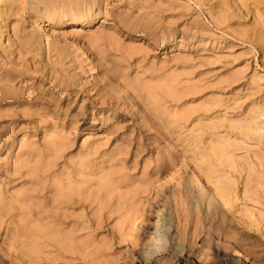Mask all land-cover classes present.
<instances>
[{
	"label": "rangeland",
	"instance_id": "374dc122",
	"mask_svg": "<svg viewBox=\"0 0 264 264\" xmlns=\"http://www.w3.org/2000/svg\"><path fill=\"white\" fill-rule=\"evenodd\" d=\"M65 1L0 0V264H264V4ZM86 147L106 182L146 190L133 222L70 206L85 223L71 245L43 205ZM35 167L48 172L26 177ZM183 179L224 213L196 195L195 208ZM155 213L172 231L145 261Z\"/></svg>",
	"mask_w": 264,
	"mask_h": 264
},
{
	"label": "bare ground",
	"instance_id": "6f19581e",
	"mask_svg": "<svg viewBox=\"0 0 264 264\" xmlns=\"http://www.w3.org/2000/svg\"><path fill=\"white\" fill-rule=\"evenodd\" d=\"M254 1L264 4V0H254ZM63 4L65 8L73 12V9H70V8H73L74 6H72V3H70L69 0H66L65 3ZM86 4L87 3L84 2V6ZM77 6L78 4H75V7ZM90 10H91V7L89 5L85 7V11L87 13L86 16L89 15ZM52 14L53 13H50V16H52ZM81 18H83V16H81ZM47 20H48L47 17H39V23H44ZM81 22H82V19H79V21L75 22V24L76 23L81 24ZM158 84H161L160 81H158ZM164 87L165 86H161L160 89L162 90ZM148 96L151 97V95H147L146 97L148 98ZM154 96L156 97V94H154ZM155 97H153L154 102L155 101L157 102V99L155 100ZM156 102L154 106L156 105ZM56 151H57V148L55 149V152ZM94 154H95L94 147H86V152L82 155L81 158L77 160L75 165H73L74 167L73 171L67 172L65 174H61L60 182L56 184L53 189L51 188L47 189V194H50L53 192V195L50 200L47 199L46 205H43L44 218L50 220L52 224H57L61 226L69 225V233L66 236H64L63 240L69 242L70 244L72 243L70 241L74 238L76 233L85 228V223L83 221L84 217H82L80 214H77L74 216L72 215L71 218L67 216L68 208L70 206H81V202L85 201V202H88L87 206L89 208L94 206V204L96 205V210L94 212L96 213V215L100 216V211H102L103 208H106V209H109L111 212H119L121 214L125 213V216L121 215L120 219L126 220L129 218L131 219V222L136 220L135 218L137 217L138 212L140 211V208L142 206L140 194L145 192L146 187L143 184H135L131 186L121 187L119 186V184H114L110 180H109L110 182L108 180L106 182V180L104 179L105 176L101 174V172L95 173L93 169H91L90 167L89 163ZM51 157L53 158V156ZM26 164H28V160H22L20 164L18 165V167L23 168ZM210 167L211 166L207 168H203L205 169V172H206L204 173L206 184L211 182L210 178L212 177L211 176L212 167L211 168ZM47 168H43V167L42 169H38V167L29 168L26 170L25 176L30 179L32 177L34 178L38 177L41 179L48 172ZM203 169L200 168L199 170L201 171ZM97 175L99 176L100 181L102 179V183H105L104 185H107L106 187L102 185H98V186L95 185V183L92 181L91 178ZM185 175L193 176L194 174L191 171H187L185 172ZM102 183L100 182V184ZM41 185L42 183L37 184V191L34 192L37 197L43 196L45 193L44 190L41 189ZM178 186L180 188L179 192L185 191V192L190 193V200L192 201L195 208L198 207V204H197L198 200L195 198V195H196V196H202L203 201L207 205L209 203L212 204L215 210H217L219 213L221 214L224 213L223 205H220L216 201V199L211 196L209 192L205 191L204 186L201 185L198 181L195 180L194 182L187 183V179L186 180L183 179L182 182H179ZM212 186L214 187V191L216 195L220 198V200H222V202L225 203L228 197L229 189L225 186H219L215 184H213ZM100 191H102L101 195L99 194ZM0 197H1V194H0ZM0 202L3 203L1 198H0ZM4 206H5L4 207L5 209L8 208L6 207V205ZM7 211L8 210H6V212ZM155 214H156L155 220L150 224L152 231L149 234H146L144 238L139 240V245L141 247L140 254L143 256L145 261L149 259L152 256V254L159 251V250L157 251V248L159 247L156 248L154 243L159 244L160 248H164L166 246L167 235L170 234L172 231L170 225L168 224H166L165 226H162V225L160 226L159 214L158 213H155ZM69 219H71L72 221L68 222ZM69 243H65L64 245V248L66 250H69V248L72 245V244L70 245Z\"/></svg>",
	"mask_w": 264,
	"mask_h": 264
}]
</instances>
